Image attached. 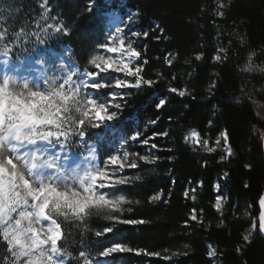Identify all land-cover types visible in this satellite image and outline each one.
<instances>
[{
  "label": "trees",
  "instance_id": "obj_1",
  "mask_svg": "<svg viewBox=\"0 0 264 264\" xmlns=\"http://www.w3.org/2000/svg\"><path fill=\"white\" fill-rule=\"evenodd\" d=\"M41 2L0 0V7L4 9L0 16L7 21L9 33L18 31L25 19L28 21L26 30L38 31L36 23H46L40 19ZM124 2L127 8L138 13L137 28L148 31L147 39L143 38L139 45L142 59L148 61L142 65V74L158 81L153 87H147L146 93L130 90L134 95L127 98V105L135 108L141 123L157 120L153 128L147 125L148 134L168 132L167 137L158 135L153 141L158 145L157 164L141 163L143 171L130 172L132 176L140 175L141 179L116 189L117 194L133 201L125 205L122 218H143L148 222L116 225V231L104 236L101 244L95 231L113 223L105 218L104 212L90 214L84 223L58 217L64 233L61 244L73 257L78 256L81 249H96L120 240L149 253H160L158 257L117 254L114 260L119 264H215L207 255L208 245L213 244L217 264H264V239L258 231L252 243L247 244L242 239L251 220L258 219V200L264 191V154L259 138V130L264 129V109L260 107L264 105V92L259 91L264 86V72L260 71L264 67V0H221L226 5L224 9L218 8L217 0ZM87 3L88 0H49L53 9L49 15L59 13V18L71 25L72 31L68 36L53 34L45 45L37 46L33 58L38 55L51 58L53 52L64 53L68 47L73 50L71 60L81 69L92 71L88 61L95 50L94 43L105 35L103 13L106 7L99 1L89 13L85 11ZM217 11H224L225 16L218 17ZM218 46L226 48L228 56L220 63L213 59ZM26 47L31 50V43ZM250 52L256 53L255 63L259 67L254 72H244L242 69ZM200 53L203 59L197 61L195 56ZM26 56L27 53L20 51L21 59ZM166 56L175 57L171 66L165 63ZM13 60H16L15 54ZM213 83L216 87L209 92ZM170 86L187 88L195 99L168 92ZM152 92L157 96L149 101L148 95ZM160 99H166L167 103L165 108L157 110L155 105ZM209 120L213 122L211 128ZM192 129L211 141L219 131L226 129L234 156L225 162L221 161L220 152L210 154L189 145L185 138ZM93 133L105 137L100 152L103 159L112 151L110 142L102 129H89L90 136ZM93 139L97 138L93 136ZM245 164H251V169L245 168ZM224 171L229 173L227 182L223 181L228 199L221 215L214 207V185L222 180ZM191 188L197 189L195 201L184 196ZM160 190L167 203L164 198L150 203L151 195ZM193 209L202 223L190 220ZM245 212H249L250 217L245 216ZM2 246L0 244V264H5ZM237 246H241L243 252L237 253ZM68 264H77V261L69 259Z\"/></svg>",
  "mask_w": 264,
  "mask_h": 264
},
{
  "label": "snow or ice",
  "instance_id": "obj_2",
  "mask_svg": "<svg viewBox=\"0 0 264 264\" xmlns=\"http://www.w3.org/2000/svg\"><path fill=\"white\" fill-rule=\"evenodd\" d=\"M96 3L97 0H88L85 11L90 13ZM217 5L219 9L226 7L221 0H217ZM39 7L42 9L40 19L46 23L41 25L37 22L35 28L38 31L26 30L28 21L25 19L18 31L9 33L7 21L0 16V65L4 68L0 77V243L10 254L11 264H68L69 259L76 260L77 264H113L109 258L125 253L158 257L159 252L149 253L129 246L123 240L96 249H81L78 256L73 257L72 252L61 244L64 233L57 219L71 218L84 223L90 214L104 212L105 218L113 223L95 231L94 235L101 238V244L104 236L116 231V225L134 226L148 222L143 218L112 215L122 213L123 206L133 201L123 194H110L104 190L115 192L121 186H130L134 180L139 181L140 175H126L125 169H141V163L157 164L160 158L151 150H158V145L150 141L158 135L167 137L168 132L144 136V130H136L122 138L119 147L102 160L100 152L105 137L99 133L89 134V129H101L119 118V112L127 103L125 98L134 95L126 90H141L144 86L151 88L158 83L145 78L143 68L135 63L140 61L143 65L148 61L142 59V53L133 46L136 41L132 38L147 39L148 31L132 29L131 26L138 21L135 11H130L126 20L113 15L103 39L93 45L94 49L105 54H92L88 62L94 70L87 71L64 59H51L45 55L33 58L37 46L45 45L53 34L68 36L72 31L71 25L59 18V13L49 15L53 11L49 0H42ZM3 11L0 7V12ZM216 15L223 18L225 12L217 11ZM12 20L15 22L14 17ZM30 37L35 39L30 40ZM29 43L31 50L26 47ZM17 49L27 53V56L21 59ZM70 53L69 48L65 55ZM111 53L118 54V58L106 55ZM226 53V48L218 46L214 62L227 60ZM14 54L16 60H13ZM255 56V52L249 53L242 71H256L259 66L255 63ZM174 59V56L171 59L166 56L165 63L171 66ZM195 59L201 61L203 53L197 54ZM260 71L264 72V67ZM110 73L122 76H110ZM215 87L214 83L211 84L209 92ZM107 89L121 90L108 95L111 107L117 111H110L107 102L97 98L100 90ZM167 91L181 98L191 96L195 99L187 88L170 86ZM259 91L264 92V86ZM121 101H124L123 105ZM166 103V99H160L155 107L163 109ZM260 107L264 109V105ZM70 112L76 115H70ZM150 123L155 125L157 120ZM208 127H213L212 120L208 121ZM259 133L260 140L264 142V129H260ZM185 139L203 146L210 154L219 150L221 161L227 162L235 154L226 129L219 131L214 142L202 139L201 133L195 129ZM130 142L147 146V150L144 153L130 152L126 147ZM244 167L251 169L252 165L245 164ZM228 177L229 173L224 171L222 178L225 182ZM215 190L220 193V183L215 184ZM191 191L195 193L196 190L193 188ZM184 196L189 197L187 190ZM162 198L164 192L160 190L158 194L151 195L149 202H159ZM195 198V195L191 197ZM164 202L167 203L166 198ZM224 202L226 199L218 195L214 203L215 210L221 215ZM258 206V219H252L247 233L242 235L247 244L252 243V234L257 230L264 235V195L260 196ZM189 218L203 222L195 209ZM243 250L241 246L236 248L237 253ZM207 255L217 257L216 248L210 247Z\"/></svg>",
  "mask_w": 264,
  "mask_h": 264
},
{
  "label": "rangeland",
  "instance_id": "obj_3",
  "mask_svg": "<svg viewBox=\"0 0 264 264\" xmlns=\"http://www.w3.org/2000/svg\"><path fill=\"white\" fill-rule=\"evenodd\" d=\"M101 1L103 3V5L106 7L105 9V12L103 13V17H104V22H105V28L104 30L106 31V28L109 27L110 25V21L111 19L113 18V15H119L122 19L126 20L127 18V15L130 11H133L132 9L130 8H127L125 6V2L124 0H97V2ZM132 29L134 31H140L142 32L140 29L137 28V23H135L134 25L131 26ZM127 31V30H126ZM133 40L136 41V43L133 45L134 47H137L138 50L140 51V48H139V45L143 39V37H140L139 39L133 37L132 38ZM67 49H69L68 47L64 50V53L61 54V53H56L54 52L53 54H55V56H53L52 54V57L51 59H64V60H67L69 63H72L71 61V57L73 55V50L71 49V53L69 55H65ZM95 52H99L100 54H105L102 52V50H98V49H95L92 54H94ZM91 54V55H92ZM106 55H110L112 56L113 58H118V54H115V53H111V54H106ZM46 56V55H45ZM137 65H140L142 67V64L140 63V61H136L135 62ZM58 67V65H57ZM88 68L90 70H94L92 68V66L90 64H88ZM143 68V67H142ZM3 71H4V68H3V65H0V77H2V74H3ZM103 75V74H102ZM110 76L111 75H119V76H122V74H109ZM131 79V78H129ZM130 90L132 91H136V92H148L146 91L147 90V86H144L141 90H135V89H129V90H126V91H129ZM113 91H121V90H113V89H107V90H100L98 93H97V98L101 101V102H107V106H109V110L110 111H117L115 109H113L111 107V101L108 100V95L109 93L113 92ZM83 96V90L81 91V97ZM157 95L154 94V92L150 93L148 95V100L149 101H152L154 100V98L156 97ZM128 97H126V102H127V99ZM148 101V102H149ZM122 105L124 104V101H121ZM149 125V128H153L154 125H152L151 123L149 124H146V122L144 123H141L139 121V119L137 118L136 116V111H135V108L133 106H128L127 103H126V106H123V110L122 112H119V118L116 120V121H113L111 122L109 125H107L106 127H102L101 129L105 132L106 136H107V139L108 141L110 142L109 144V148H111V152H114L116 148L119 147L120 145V141L122 138L126 137V136H130L131 134H133L136 130H144V136H151L152 134H148V126ZM129 128V130H127ZM146 129V130H145ZM191 130L187 131L186 133V137L189 135ZM144 136L141 137V139L144 138ZM202 138V137H201ZM202 139H205V138H202ZM215 140V139H214ZM154 140L150 141V143H154L153 142ZM214 142V141H213ZM189 145L191 146H194V147H200L202 148L203 150H206L203 146H198V145H195L191 142H187ZM127 147V150L130 151V152H141V153H144L146 150H147V146H143V145H140L138 142H130ZM153 153H155L156 155V149H153L151 150ZM218 152H220L218 150ZM221 153V152H220ZM102 160V159H101ZM135 169H125V174L126 175H130V172L134 171ZM223 181L224 179L222 178L221 181H216V183H220L221 184V191L220 193H217L216 190H215V193H216V197L218 195L222 196L224 199H226V202L223 203L222 205V212L226 206V203H227V196L225 194V189H224V185H223ZM215 183V184H216ZM193 188L189 189L188 192H189V199L191 201H195L193 199H191V197L193 195H195L196 197V194H197V189H195V193H193L191 190ZM214 189H215V185H214ZM104 191H108L110 192V194H117V190H115V192H113V190L111 189H105ZM196 199V198H195ZM123 208H125V205L123 206ZM248 213V217L249 216V212ZM112 215H118L120 216L121 218L124 216V211L122 213H112ZM257 232V231H256ZM256 232H254L252 234V239L254 238ZM1 245H3L2 243H0ZM3 249L5 250V247L4 245L2 246ZM209 247V250H210V247L211 248H215V246L213 244H209L208 245ZM117 255V254H116ZM114 255L113 257L109 258L113 261V264H119V263H116L115 260H114V257L116 256ZM212 261L217 264L218 263V256L215 257V258H211ZM4 262L5 264H11V261H10V254H8L5 250V256H4Z\"/></svg>",
  "mask_w": 264,
  "mask_h": 264
},
{
  "label": "water",
  "instance_id": "obj_4",
  "mask_svg": "<svg viewBox=\"0 0 264 264\" xmlns=\"http://www.w3.org/2000/svg\"><path fill=\"white\" fill-rule=\"evenodd\" d=\"M262 145H263V154H264V142H262ZM262 195H264V191H263ZM258 209H259V206H258ZM258 233H259V231H258ZM259 235L264 239V235H262L260 233H259Z\"/></svg>",
  "mask_w": 264,
  "mask_h": 264
}]
</instances>
